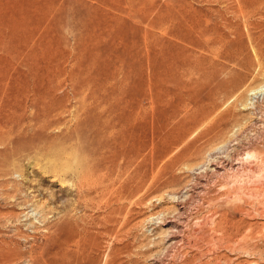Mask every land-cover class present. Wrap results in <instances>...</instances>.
Returning <instances> with one entry per match:
<instances>
[{
  "label": "rangeland",
  "instance_id": "obj_1",
  "mask_svg": "<svg viewBox=\"0 0 264 264\" xmlns=\"http://www.w3.org/2000/svg\"><path fill=\"white\" fill-rule=\"evenodd\" d=\"M0 264H264V0H0Z\"/></svg>",
  "mask_w": 264,
  "mask_h": 264
},
{
  "label": "bare ground",
  "instance_id": "obj_2",
  "mask_svg": "<svg viewBox=\"0 0 264 264\" xmlns=\"http://www.w3.org/2000/svg\"><path fill=\"white\" fill-rule=\"evenodd\" d=\"M182 16V15H181ZM190 16V15H189ZM2 18V17H1ZM3 20V19H2ZM6 22V21H5ZM201 22V21H200ZM191 23H193V26H196V22H195V20L194 21H192ZM10 75V74H9ZM13 76V75H12ZM8 77H10V76H8ZM14 78V77H13ZM16 78V77H15ZM2 79V78H1ZM9 79V78H8ZM8 79H7V82H8ZM12 79V78H11ZM6 80V79H5ZM11 81H13V80H11ZM14 81H15V79H14ZM10 82V81H9ZM10 84V83H9ZM9 87V86H8ZM80 185V184H79ZM85 186V185H84Z\"/></svg>",
  "mask_w": 264,
  "mask_h": 264
}]
</instances>
